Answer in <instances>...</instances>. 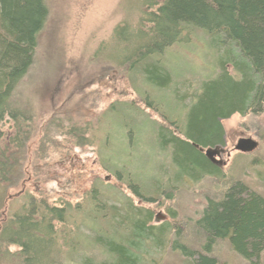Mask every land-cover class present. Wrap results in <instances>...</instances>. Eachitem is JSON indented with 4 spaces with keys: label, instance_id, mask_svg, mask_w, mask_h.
I'll return each instance as SVG.
<instances>
[{
    "label": "rangeland",
    "instance_id": "rangeland-1",
    "mask_svg": "<svg viewBox=\"0 0 264 264\" xmlns=\"http://www.w3.org/2000/svg\"><path fill=\"white\" fill-rule=\"evenodd\" d=\"M142 2L46 0L49 14L38 38L35 64L20 89L22 100L33 109L35 124L23 181L8 191L3 218L30 196L49 198L48 203L85 205L95 190L121 218L126 213L134 216L133 209L139 208L152 213L151 226L171 230L170 243L142 249L144 264H190L172 249V241L199 251L196 227L208 202H219L231 190L236 195L239 186L246 188L244 195L264 200V109L221 121L225 143L218 147L224 151L216 159L220 165H214L218 177L177 176L170 147L162 148L160 133L168 137L169 128L183 140L182 126L201 84L222 70L231 75L232 67H220L224 50L195 32L163 54L160 65L165 72H153L150 83L144 79L147 64L131 74L124 71L122 48L112 42L113 30L122 21L133 27ZM148 103L152 109H146ZM51 115L54 127L61 126L62 132L42 156L39 140ZM241 139L253 140L256 148L246 154L235 151ZM189 160L176 162L184 166ZM132 182L139 196L133 195ZM89 252L80 249L78 255L94 259ZM210 256L220 264H247L224 240L216 242ZM257 264H264V248Z\"/></svg>",
    "mask_w": 264,
    "mask_h": 264
},
{
    "label": "trees",
    "instance_id": "trees-1",
    "mask_svg": "<svg viewBox=\"0 0 264 264\" xmlns=\"http://www.w3.org/2000/svg\"><path fill=\"white\" fill-rule=\"evenodd\" d=\"M142 1L136 24L132 27L122 21L113 30L112 42L122 48L120 66L124 71L131 74L147 64L144 79L150 83L153 72H165L160 65L163 54L195 32L205 34L224 50L220 67H232L231 75L222 70L215 79L201 84L182 126L184 141L169 128V136L160 133L159 139L162 148L170 147L177 176L183 174L195 180L203 175L218 177V168L193 145L203 149L223 146L221 121L264 109V0ZM48 14L46 0H0V261L144 264L142 249L170 243L171 230L166 225L151 226L152 213L133 206V218L127 213L121 218L117 208L108 206L95 190L85 205L48 203L49 198L30 196L3 218L8 191L23 181L35 117L32 107L22 100L20 89L35 64L38 38ZM146 105V109H152L149 103ZM54 116L44 122L41 132L42 156L56 143L58 131L62 132L61 126L54 127ZM184 157L190 159L184 166L176 162ZM131 188L133 195L139 196L134 183ZM237 188L236 195L231 190L219 202H208L196 227L195 235L201 240L198 252L188 250L178 240L172 241V249L188 258L190 264H220L210 253L221 240L245 263L259 261L264 248V200L255 194L244 195L246 188L242 186ZM85 231L89 233L86 238ZM80 249L92 251L89 254L95 260L80 258Z\"/></svg>",
    "mask_w": 264,
    "mask_h": 264
},
{
    "label": "water",
    "instance_id": "water-1",
    "mask_svg": "<svg viewBox=\"0 0 264 264\" xmlns=\"http://www.w3.org/2000/svg\"><path fill=\"white\" fill-rule=\"evenodd\" d=\"M195 149H197L200 153H203L205 159L210 162L211 164L218 166L220 165L219 162L216 160L220 157L221 154H223V150H220L218 147L215 148H207L202 149L198 146L193 145ZM256 148V143L251 139H241L237 142L236 146L234 147V150L239 153H250Z\"/></svg>",
    "mask_w": 264,
    "mask_h": 264
},
{
    "label": "bare ground",
    "instance_id": "bare-ground-1",
    "mask_svg": "<svg viewBox=\"0 0 264 264\" xmlns=\"http://www.w3.org/2000/svg\"><path fill=\"white\" fill-rule=\"evenodd\" d=\"M180 137H181V136H180ZM180 137H179V138H180ZM182 138H183V137H182ZM184 138H185V137H184ZM181 141H182V140H181ZM183 141H184V139H183ZM202 149H203V148H202Z\"/></svg>",
    "mask_w": 264,
    "mask_h": 264
},
{
    "label": "flooded vegetation",
    "instance_id": "flooded-vegetation-1",
    "mask_svg": "<svg viewBox=\"0 0 264 264\" xmlns=\"http://www.w3.org/2000/svg\"><path fill=\"white\" fill-rule=\"evenodd\" d=\"M239 141V140H238ZM224 153V152H223ZM220 157L222 158L223 156L220 155Z\"/></svg>",
    "mask_w": 264,
    "mask_h": 264
}]
</instances>
